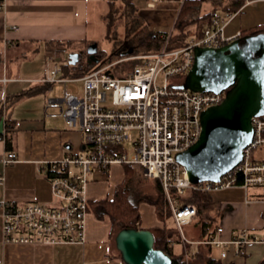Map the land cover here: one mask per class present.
<instances>
[{
  "label": "built area",
  "instance_id": "built-area-1",
  "mask_svg": "<svg viewBox=\"0 0 264 264\" xmlns=\"http://www.w3.org/2000/svg\"><path fill=\"white\" fill-rule=\"evenodd\" d=\"M234 17L227 14L213 18L202 37L192 38L182 47L171 45L167 37L160 50L133 57L140 62L125 76L97 68L79 79L67 77L64 64L70 62L63 59L67 49L48 52L43 82L63 84L65 89L61 98L48 100L47 114L63 117L70 128L78 127L86 145L82 153L51 161L44 168L46 175L50 172L47 177L53 204L1 202L4 242L85 243L90 175L98 171L109 176L114 165L140 167L144 177L158 182L184 239L183 228L193 222L198 212L195 204H182L186 191L212 194L242 188L247 193L253 187H264V115L252 119L254 136L243 150L241 163L219 181L191 183L187 169L177 159L200 138L203 112L226 97V91L197 92L181 87L194 65L195 49L220 48L239 39L241 34L232 38L224 34ZM79 82L82 86L77 93L69 86ZM51 109H59V113H51ZM1 161L9 165L17 161V155L6 153ZM3 181L0 172V184ZM223 232L224 228L219 227L217 236L208 243L225 248L228 242L218 238ZM261 240L241 230L233 233L229 243L242 256L246 245ZM226 256L227 251H222V257Z\"/></svg>",
  "mask_w": 264,
  "mask_h": 264
},
{
  "label": "crops",
  "instance_id": "crops-1",
  "mask_svg": "<svg viewBox=\"0 0 264 264\" xmlns=\"http://www.w3.org/2000/svg\"><path fill=\"white\" fill-rule=\"evenodd\" d=\"M129 1L134 8L132 14L142 27L162 32H174L182 8L189 2L193 3L194 8L188 16L192 21L188 28L192 37L188 40L195 37L192 32L197 25L193 21L206 15H212V19L235 15L224 29L226 38L264 26V0ZM107 11L106 0H0V172L4 176L0 184V215L3 211L1 202L4 201L19 205L31 202L53 204L54 196L44 168L51 161L82 153L86 145L81 130L82 142L76 146L73 132L64 128V121L57 122L47 114L48 100L62 97L54 87L65 85L43 82L47 77L43 64L31 70L24 67L21 61L28 60L43 48L46 65L48 52L65 48L67 51L63 59L67 58L70 62L71 48L75 49L72 46L85 44L89 47V42H92L89 38L90 24L96 20V23L103 22ZM76 51L73 53H79ZM76 68V65L64 64V76L82 78L84 75H76ZM39 69L41 72H38ZM40 94L41 101L33 107L35 109L28 107L26 114L17 113L15 107L19 102ZM17 123L20 125L17 126ZM22 134L27 139L31 138V146H20L19 136ZM38 134L43 137L41 141L44 143L35 146L34 136ZM10 152L16 153L17 161L4 165L1 158ZM128 168L126 165H114L109 176L98 171L90 175V210L83 244L6 243L0 217V264H125L117 253L110 217L99 216L94 207L98 201L116 198L119 186L127 184ZM142 177L146 181L152 180L154 183L151 185H157L164 203L158 206L138 201L140 229H150L155 234L158 229L173 226L174 220L167 218L169 206L158 182L144 177L143 172ZM212 195L220 211L218 228H224L218 238L228 242L227 246L221 248L208 243L217 236L216 233L210 240L202 241L200 229L191 223L185 226L188 231L183 228L186 238L183 239L191 244L189 254L195 255L198 246L207 243L212 246L211 256L221 264H264V187H253L247 193L242 188H235ZM241 230H248L262 240L246 245L245 254L238 256L236 246L229 242L233 233ZM224 250L227 251L225 258L222 257ZM215 251L217 254H214Z\"/></svg>",
  "mask_w": 264,
  "mask_h": 264
},
{
  "label": "water",
  "instance_id": "water-1",
  "mask_svg": "<svg viewBox=\"0 0 264 264\" xmlns=\"http://www.w3.org/2000/svg\"><path fill=\"white\" fill-rule=\"evenodd\" d=\"M87 52L91 60L99 61L97 44ZM79 60V53L70 55V64ZM181 87L226 91L221 104L203 112L198 141L177 155L191 183L217 182L241 163L254 136L252 119L264 115V33L240 37L220 48H196L194 65ZM155 241L154 232L144 228H123L115 236L125 264H173Z\"/></svg>",
  "mask_w": 264,
  "mask_h": 264
},
{
  "label": "trees",
  "instance_id": "trees-1",
  "mask_svg": "<svg viewBox=\"0 0 264 264\" xmlns=\"http://www.w3.org/2000/svg\"><path fill=\"white\" fill-rule=\"evenodd\" d=\"M108 6V11L103 15V21L108 27V32L112 30L115 26V22L119 18H125L126 12L131 10L134 12V8L129 0H106ZM193 3H187L186 6L182 8L180 19L176 25L174 32H162V31H150L144 27V37L140 38L139 46H134V53H151L160 50L166 38L170 36V43L175 47L184 46L189 33V25L192 21H189V14H191ZM212 15H206L201 18H196L195 24L197 28L192 32L195 35L194 38H200L204 34V30L211 23ZM264 33V26H258L247 31H244L241 36H250ZM136 48V49H135ZM86 51V49H85ZM84 51V52H85ZM138 51V52H137ZM83 51H81L80 56H82ZM133 53V52H132ZM122 54H119L121 56ZM85 61L82 58L76 64V75H85L92 70H94V60L90 59L87 52ZM130 69H133L140 60L130 61ZM96 67V66H95ZM8 142V147H9ZM50 175V172L47 176ZM129 189L126 184L119 186L116 198L113 200H102L95 204L96 213L99 216H109L112 221L113 236L115 237L117 233L123 228H137L140 229V211L139 202H134L130 198ZM193 203L197 207V215L193 220V225L200 229L202 235V241H208L216 233L219 223L218 217L220 215L219 206L215 201L212 194L204 192H192L186 191L185 195L182 197V204ZM167 218L173 219L170 208L168 209ZM173 224V223H172ZM155 247L162 249L168 255L171 256L173 264H221L219 261L211 256L212 246L207 243L200 244L199 249L195 255H190L191 244L184 241L180 230L174 224L173 226H165L163 229H158L155 231ZM176 246L182 247V253H177L175 251ZM120 256V255H119Z\"/></svg>",
  "mask_w": 264,
  "mask_h": 264
},
{
  "label": "rangeland",
  "instance_id": "rangeland-1",
  "mask_svg": "<svg viewBox=\"0 0 264 264\" xmlns=\"http://www.w3.org/2000/svg\"><path fill=\"white\" fill-rule=\"evenodd\" d=\"M97 21V20H96ZM92 21L90 24V33H89V42L90 45L97 44L98 45V53L95 55L96 58L99 59L98 62L94 63V70L97 68H107L109 71H111L116 76H125L128 73L131 72L132 69H130V61H136L138 59H134L133 57H138L139 55H143L146 53H134V46H139L140 38L142 39L144 37V27L138 23V20H136L135 15L132 14V11L128 9L126 12L125 18H119L117 22H115L114 28L108 32V27L105 24V22L100 21L97 22ZM192 36H189L191 38ZM89 45V47H90ZM75 47L77 50L76 52L81 53L83 51L82 61H85V57L88 51V48L85 44H82L80 46H72ZM74 48H71L70 53H73ZM86 49V51H85ZM136 49V48H135ZM85 51V52H84ZM133 52V53H132ZM138 52V51H137ZM119 54H122L119 56ZM35 59V61H31V59ZM67 59V58H65ZM22 64H24V67L29 68L31 70H36L37 67L41 64H43V70L46 69V65L44 62V51L43 48L35 53L31 58L28 60L21 61ZM31 63L33 66H31ZM38 72H41V69L38 70ZM44 72V71H43ZM43 74V73H42ZM161 80V78H160ZM31 85V84H30ZM82 86V83H74L71 84L70 87L77 93L80 92L81 89H78ZM56 89L57 94L59 97L63 95V90L65 87L56 86L54 87ZM110 97V95H109ZM41 101V94L40 95H33L29 98H27L25 101L24 99L22 102H19L16 105V111L19 114L20 112L25 113L26 110H28V107L35 109L33 107H36L40 104ZM24 109V110H23ZM51 113H59V109H51ZM26 114V113H25ZM52 118V117H51ZM57 122H63L64 128L68 129L69 131L73 132L75 145L79 146L82 142V133L80 132V129L78 127L76 128H70L67 124V122L64 120L63 117L59 116L57 118H52ZM20 134V132H19ZM23 136V137H22ZM22 136H19V144L20 146H31V138L27 139L24 134ZM30 136V135H29ZM41 135L34 136L36 145H42L44 142L42 140ZM129 178L127 180V187L129 188L130 198L134 201H146L148 203H155L158 206H163V199L160 196L159 189L156 184L151 185L154 183L152 180L146 181L142 177V169L137 166H129ZM104 181L106 179L103 177ZM150 183V185H149ZM174 225V222H173ZM193 227V226H192ZM184 230L188 231V228L184 227ZM182 247L176 246L175 251L177 253H182ZM118 255L119 252L117 251ZM214 254H217V251L214 252Z\"/></svg>",
  "mask_w": 264,
  "mask_h": 264
}]
</instances>
